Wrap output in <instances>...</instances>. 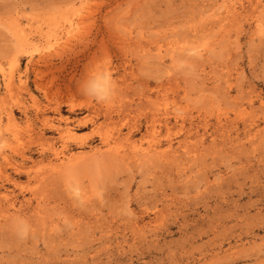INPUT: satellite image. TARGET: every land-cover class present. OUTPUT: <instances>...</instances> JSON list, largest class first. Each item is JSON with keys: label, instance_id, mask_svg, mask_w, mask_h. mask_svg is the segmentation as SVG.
<instances>
[{"label": "rangeland", "instance_id": "rangeland-1", "mask_svg": "<svg viewBox=\"0 0 264 264\" xmlns=\"http://www.w3.org/2000/svg\"><path fill=\"white\" fill-rule=\"evenodd\" d=\"M0 120V264H264V0H0Z\"/></svg>", "mask_w": 264, "mask_h": 264}, {"label": "bare ground", "instance_id": "bare-ground-1", "mask_svg": "<svg viewBox=\"0 0 264 264\" xmlns=\"http://www.w3.org/2000/svg\"><path fill=\"white\" fill-rule=\"evenodd\" d=\"M67 35L66 36H68L67 37V40H72L74 37H75V34L74 33H72V31H69V32H67L66 33ZM97 36H96V39L95 40H97ZM93 41V40H92ZM93 43H95V41H93ZM91 49V47H90V45L89 44H84V46L80 49V51H78L77 53H76V56H75V59H79V58H81V57H84V56H86V54H87V52L89 51ZM194 50V49H193ZM25 53H27V51L25 52ZM159 54H160V52H159ZM28 57L27 58H29L28 59V61H29V63H31V64H33V65H35L36 64V62L34 61V57L33 56H30V55H27ZM44 63H46V64H53V62H51V61H48V60H42ZM101 81H100V79H98L97 81H96V85L95 86H97V87H101L102 86V84L100 83ZM93 84V83H92ZM73 108V107H72ZM8 120L9 121H12V115H11V113H8ZM49 127H51V128H56V129H58V130H60V126H57V125H55V124H53V123H49ZM2 130H3V122L0 120V139H3V137H2ZM70 132V131H69ZM69 132H68V134H69ZM62 133H64V130H62L61 131V134ZM151 144V143H150ZM82 146V145H81ZM149 146V145H148ZM147 146V147H148ZM155 146V145H154ZM66 147L67 146H65L64 147V149H66ZM152 147H153V145H151V146H149L148 148H144L143 149V152L142 153H140V154H138L139 156H143V158H145V157H147V158H153V157H155V156H159V154H161V156H162V154H165L166 155V153H167V151L166 150H164V151H159V149H158V145L154 148L153 147V149H152ZM139 150H141V147H140V149ZM138 151V150H137ZM138 153V152H137ZM55 154L57 155V158L56 159H58V160H61V155H63V156H65V154H63V151H56L55 152ZM102 154H103V152H101L100 150H93V152H92V155L91 156H85V155H83V154H81V155H79V156H77V157H75L74 159H71L69 162H68V164L63 168V172H64V170L66 171V172H71V170L73 169V167L74 168H78V169H81V167H84L85 168V166L86 165H88V162H90L89 160H93V161H97L98 159H99V161L101 162V160H102V158H103V156H102ZM100 156H102L101 157V160H100ZM164 156V155H163ZM140 157V158H141ZM160 157V156H159ZM158 157V158H159ZM162 158V157H161ZM160 158V159H161ZM150 159V160H151ZM159 159V160H160ZM92 160H91V162H92ZM104 160V159H103ZM99 161H97V162H99ZM143 161V160H142ZM97 162H95V163H97ZM94 163V162H93ZM64 165V164H63ZM62 165V166H63ZM90 165V164H89ZM80 167V168H79ZM83 169V168H82ZM62 172V173H63ZM61 173V172H60ZM5 197V199L7 200V201H9L8 200V196L7 195H5L4 196ZM8 205H9V203H8ZM7 205V206H8ZM13 206V205H12ZM9 207L10 206H8L6 209H5V212H6V214L7 215H9V212H10V214H11V211H9ZM13 210V209H12ZM19 212V211H18ZM16 213V212H15Z\"/></svg>", "mask_w": 264, "mask_h": 264}]
</instances>
